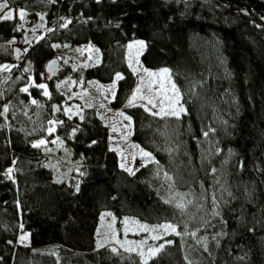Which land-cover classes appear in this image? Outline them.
<instances>
[{
    "label": "trees",
    "instance_id": "trees-1",
    "mask_svg": "<svg viewBox=\"0 0 264 264\" xmlns=\"http://www.w3.org/2000/svg\"><path fill=\"white\" fill-rule=\"evenodd\" d=\"M8 3L29 18L41 13L48 31L30 44L26 68L0 73V264H264V0ZM240 4L258 10L244 14ZM21 36L18 20L0 19V64L13 59L4 45ZM132 39L145 41L144 67L170 70L186 110L177 118L124 109L132 139L153 156L134 174L120 166L96 110L68 116L58 87L63 77L116 80L110 106L122 107L136 84L125 57ZM63 43L94 45L98 62L45 78ZM48 128V144L33 147ZM62 153L75 170L58 179L52 161ZM105 211L176 232L147 258L99 246Z\"/></svg>",
    "mask_w": 264,
    "mask_h": 264
},
{
    "label": "rangeland",
    "instance_id": "rangeland-1",
    "mask_svg": "<svg viewBox=\"0 0 264 264\" xmlns=\"http://www.w3.org/2000/svg\"><path fill=\"white\" fill-rule=\"evenodd\" d=\"M5 2L8 7L0 10V17L11 10L13 13L11 19L18 20L22 36L12 38L4 46L11 55L14 46H19L24 50L20 60L14 61L12 59L10 62L0 64V73L8 74L13 69L26 68L23 57L30 44L46 33L48 27L41 13H37L34 18H29L26 9L10 6L8 0H0V3ZM21 10L26 13L23 19L19 17V11ZM144 49L145 41L143 39H132L126 43V62L135 73L136 84L126 103L120 108L110 106V101L114 96L116 80L109 83H103L96 79L77 81L71 77H63L58 80V87L68 100V103L65 104L67 115L81 118L85 108H94L108 127L109 147L118 154L120 166L124 169H131L132 172L152 160L144 156L145 152L149 153L151 158L153 156L150 151L132 139V121L124 109L139 104L158 116H168L165 113L174 109L178 111L181 107L185 109L181 93L172 79L170 70L168 68L149 69L143 66L140 57ZM99 55V50L90 43L78 46L70 43L55 44V56L60 58L62 67L66 64H70L73 68L92 65L98 62ZM165 69L168 72L162 75ZM43 75L47 78L44 73ZM33 81V76L30 74L29 82ZM173 85L178 91L173 90ZM161 109H163V112ZM182 113L184 112H181L180 115ZM48 135L47 132L36 136L32 139V142L36 144L43 140L46 142L43 145H47L49 142ZM51 138L54 139L56 146L61 145L58 138L55 136ZM53 156L52 167L55 175L58 179H62L72 171V164L67 160L64 153L61 155L54 154ZM10 171L11 168L8 169V172ZM167 224L153 225L134 217H118L110 211H105L101 215L97 228V245H112L127 252H137L143 258H147L152 255L150 249L153 253L158 249V240L172 233L171 229L165 230L164 227H160ZM21 237H24V239L22 240ZM19 241L23 244H30L29 232L24 231L20 235Z\"/></svg>",
    "mask_w": 264,
    "mask_h": 264
},
{
    "label": "snow or ice",
    "instance_id": "snow-or-ice-1",
    "mask_svg": "<svg viewBox=\"0 0 264 264\" xmlns=\"http://www.w3.org/2000/svg\"><path fill=\"white\" fill-rule=\"evenodd\" d=\"M7 7H8V4H7L6 2H5V3H0V10H3V9H5V8H7ZM12 15H13L12 11L9 10V11L6 12L2 17H0V19H4V20L11 19V18H12ZM25 15H26V13H25L23 10L19 11V17H20L21 19H23ZM41 18H42V17H41ZM5 68H7V66H5ZM50 68H51V66H50ZM167 72H168V70L165 69V70L163 71L162 75H163V74H166ZM38 87L45 89L43 95H45V96H49V93H48V91L46 90V87H47L46 85L41 84V85H39ZM173 90H174V91H178V90L175 89V85H173ZM22 91L27 92L28 89H27V88H24V89H22ZM133 99H135V97H133ZM32 103H36V101L33 100ZM58 110H59V109H57V111H58ZM4 111L7 112V108H5ZM161 111L163 112V109H161ZM181 112H184V113L186 114V110L183 109V108L181 107L178 111L174 109V110H172V111H170V112L165 113V115H173V116H176L177 118H179ZM156 114H159V113H156ZM52 131H54V129H51V128H50V129H49V134H51ZM205 135H207V133H205ZM45 143H46L45 141L41 140V141H39L38 143L33 144V147H39V146H41V145H43V144H45ZM144 156H145V157H148L149 160L152 159L151 156H150V154L147 153V152L144 153ZM126 170L129 171L130 173L134 174V172H132L131 169H126ZM165 178L168 179V180H171V177H168L167 174H165ZM77 190H79L78 187H77ZM177 206L183 208V205H182V204L177 205ZM216 214L218 215V213H216ZM160 227H164L165 230H167V229H171L172 232H176V228H175L173 225H171V224L162 225V226H160ZM176 234L179 235L180 233L177 232ZM193 235H194V233H193ZM21 239L23 240L24 237H21ZM167 243H171V241H168ZM112 251L115 252L116 249H112ZM149 251H150V254H154V253L152 252L151 249H150ZM141 254H143V253H141ZM145 264H147L146 261H145Z\"/></svg>",
    "mask_w": 264,
    "mask_h": 264
},
{
    "label": "water",
    "instance_id": "water-1",
    "mask_svg": "<svg viewBox=\"0 0 264 264\" xmlns=\"http://www.w3.org/2000/svg\"><path fill=\"white\" fill-rule=\"evenodd\" d=\"M233 1V0H229ZM252 10H258L256 7H252L250 9H246L243 5L240 4V12L247 14ZM24 54V50L20 48L19 46H14L13 47V52H12V57L15 61L20 60L21 56ZM51 66V68H50ZM61 67V60L59 57L54 56L50 58L48 61H46L45 66H44V74L47 78H52L56 75L57 71Z\"/></svg>",
    "mask_w": 264,
    "mask_h": 264
}]
</instances>
